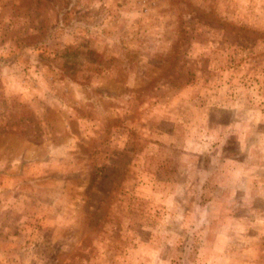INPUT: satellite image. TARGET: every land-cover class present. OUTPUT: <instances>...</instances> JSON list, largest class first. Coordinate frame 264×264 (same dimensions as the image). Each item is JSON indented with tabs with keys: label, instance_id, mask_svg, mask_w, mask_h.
Returning <instances> with one entry per match:
<instances>
[{
	"label": "rangeland",
	"instance_id": "obj_1",
	"mask_svg": "<svg viewBox=\"0 0 264 264\" xmlns=\"http://www.w3.org/2000/svg\"><path fill=\"white\" fill-rule=\"evenodd\" d=\"M0 264H264V0H0Z\"/></svg>",
	"mask_w": 264,
	"mask_h": 264
}]
</instances>
